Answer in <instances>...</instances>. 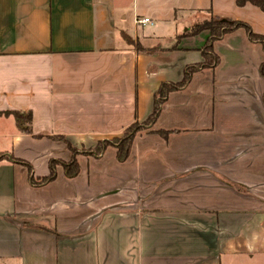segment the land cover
<instances>
[{
    "label": "crops",
    "instance_id": "0c3cea01",
    "mask_svg": "<svg viewBox=\"0 0 264 264\" xmlns=\"http://www.w3.org/2000/svg\"><path fill=\"white\" fill-rule=\"evenodd\" d=\"M211 16L264 36V11L237 0H0V264H264V50L244 29L211 44L217 65L167 95L125 162L109 146L79 153L76 176L63 165L67 143L92 151L153 114L161 85L204 62L210 32L184 34ZM158 22L183 31L156 45Z\"/></svg>",
    "mask_w": 264,
    "mask_h": 264
},
{
    "label": "trees",
    "instance_id": "16d2710c",
    "mask_svg": "<svg viewBox=\"0 0 264 264\" xmlns=\"http://www.w3.org/2000/svg\"><path fill=\"white\" fill-rule=\"evenodd\" d=\"M248 3H250V4L260 8L262 11H264V0H237L238 6H244ZM238 29H244L246 31V33L248 34L249 39L254 43H259L264 50V36L259 35V34H255L250 29V27H248L246 24H244L242 22H237V21H233L230 19L218 18V17L211 16L208 20L204 21L203 23L194 26L190 31H188V33H186L184 35H189V36L192 35L193 36V35H196V34L200 33L201 31H204V30L209 31L211 34L210 41L208 42V44L205 46V48L202 51V55L205 58L204 62L198 66L190 67V68L186 69L185 77L181 83L172 84V85L162 84L157 95H156V98H155L153 114L144 123L135 122L134 124L129 126L124 131L122 137L114 138L111 141L99 142L97 147L92 151L78 152L77 149L73 148L70 144L67 143V146H68L70 152L74 156L70 163L63 164L65 171L68 174V176L73 177L79 173V165L75 159V157L79 153H81V154H94L96 156H100L109 146H113L117 150V159L120 162H125L128 159V157L130 156L132 144H133L135 137L139 133L143 132L145 129H147L149 126H151L152 124H154L157 121V118L160 114L161 106L165 102L167 95L170 92L177 91V90L184 88L185 85L189 82L191 75L196 70H198L200 68H206V67L217 65V63L219 62V59L217 58V56H215L214 52L212 51L211 44L217 40H220L223 36H225L231 32H234ZM126 40L130 45L135 46V48L138 49L139 51L143 50L141 45L136 43L132 39L127 38ZM157 51L158 50H145L146 53H150V54L155 53ZM260 73H261L262 77H264V63L260 67ZM263 103H264V98H263ZM7 114L13 115L15 117L16 121L18 122V124L20 125V127H22V128L27 124L28 125L31 124V119H32L31 114L23 115V114L18 113V112L6 113V115ZM24 131H26V133H30L31 129H30V127H27V128H24ZM159 134L165 138H168L170 135L169 132H159ZM5 157L6 156H4V158ZM4 158H0V160H2ZM15 161L17 163H22L24 165H28L21 160H15ZM56 165H57L56 161H51L50 162L51 175L47 178L40 180L39 182H36L32 179V183L34 185H36V184H44V183H48V182L53 181L56 177L55 176Z\"/></svg>",
    "mask_w": 264,
    "mask_h": 264
},
{
    "label": "rangeland",
    "instance_id": "374dc122",
    "mask_svg": "<svg viewBox=\"0 0 264 264\" xmlns=\"http://www.w3.org/2000/svg\"><path fill=\"white\" fill-rule=\"evenodd\" d=\"M132 7V5H131ZM131 14H128V21H131ZM182 24L173 23L172 25H163L162 23H157L155 27H145L144 30L150 32L151 34H156V45L166 46L170 39H172L176 34L182 33ZM147 45H150L147 43ZM122 137V136H121ZM0 158H4V155H0Z\"/></svg>",
    "mask_w": 264,
    "mask_h": 264
},
{
    "label": "built area",
    "instance_id": "2783aa9c",
    "mask_svg": "<svg viewBox=\"0 0 264 264\" xmlns=\"http://www.w3.org/2000/svg\"><path fill=\"white\" fill-rule=\"evenodd\" d=\"M136 24L141 26V27H144L147 25H154L153 21L151 19H148V18L137 19Z\"/></svg>",
    "mask_w": 264,
    "mask_h": 264
}]
</instances>
